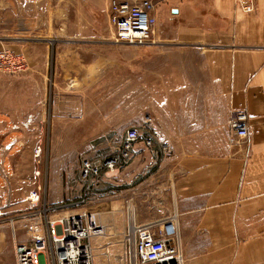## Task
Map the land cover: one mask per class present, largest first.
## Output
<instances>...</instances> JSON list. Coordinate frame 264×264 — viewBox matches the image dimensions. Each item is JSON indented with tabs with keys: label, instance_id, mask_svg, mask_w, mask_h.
Segmentation results:
<instances>
[{
	"label": "crops",
	"instance_id": "0c3cea01",
	"mask_svg": "<svg viewBox=\"0 0 264 264\" xmlns=\"http://www.w3.org/2000/svg\"><path fill=\"white\" fill-rule=\"evenodd\" d=\"M49 1L5 0V21L32 26ZM66 1L86 10L95 0ZM103 1L109 16L110 0ZM155 16L147 45L115 37L116 68L124 66L118 52L131 53L128 92L135 108L153 115L156 135L151 148L136 146L135 221L174 219L185 264H264V0L251 14L233 0H157ZM92 24L57 21L62 35L37 40L62 44L57 75L86 82ZM76 27L84 29L78 37ZM234 112L248 116L244 140L229 129Z\"/></svg>",
	"mask_w": 264,
	"mask_h": 264
},
{
	"label": "rangeland",
	"instance_id": "374dc122",
	"mask_svg": "<svg viewBox=\"0 0 264 264\" xmlns=\"http://www.w3.org/2000/svg\"><path fill=\"white\" fill-rule=\"evenodd\" d=\"M49 2L29 26L19 19L6 22L5 0H0V51L24 54L30 65L18 76L0 75V188L6 214L0 221V246L6 249L0 264L16 263V240H30L23 228L17 227L15 236L7 219L30 211L27 198L36 191L51 207V216L96 214L106 233L91 240L95 264H126L124 234L135 219V159L119 172L103 171L88 183L81 179L82 161L115 154L128 128L144 126L148 117L152 124L154 117L146 108H135L128 92L131 53L118 52L124 66L116 68L120 48L104 1L95 0L86 10L74 9L66 0ZM65 19L93 21V65L86 82L57 75L56 51L62 44L37 41L62 35L65 29L55 25ZM70 30L77 37L84 31ZM75 49L83 54L82 44ZM35 96L41 101L47 97L46 104L36 102Z\"/></svg>",
	"mask_w": 264,
	"mask_h": 264
},
{
	"label": "built area",
	"instance_id": "2783aa9c",
	"mask_svg": "<svg viewBox=\"0 0 264 264\" xmlns=\"http://www.w3.org/2000/svg\"><path fill=\"white\" fill-rule=\"evenodd\" d=\"M156 1L110 0L109 21L118 41L145 46L152 40L157 24ZM233 1L245 13L254 12L256 0ZM29 66L26 55L9 49L0 51V75L18 76L25 73ZM151 122L152 119L148 117L144 126L128 128L115 154L97 160L84 159L81 168L82 181L88 183L98 178L103 171L114 173L129 166L135 159L136 146L140 143L151 148L156 141ZM228 126L238 139L248 138L246 113L234 112ZM164 151L171 155L168 146L164 147ZM40 153L39 148L36 154ZM27 200L31 205L30 211L7 219L15 236L19 227L30 238L22 242L16 240V264H95L91 240L106 233L96 214L85 211L78 215L51 216V207L38 191L31 193ZM40 204L43 209H39ZM5 219L4 199L0 188V221ZM124 242L128 251L126 264H185L174 219L151 225H140L133 219L127 225Z\"/></svg>",
	"mask_w": 264,
	"mask_h": 264
}]
</instances>
